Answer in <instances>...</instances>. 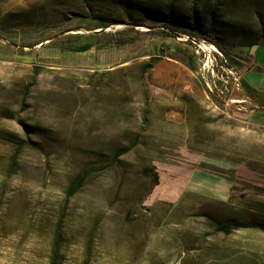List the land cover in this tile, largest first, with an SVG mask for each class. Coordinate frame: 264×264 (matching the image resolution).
Wrapping results in <instances>:
<instances>
[{
  "label": "rangeland",
  "instance_id": "rangeland-1",
  "mask_svg": "<svg viewBox=\"0 0 264 264\" xmlns=\"http://www.w3.org/2000/svg\"><path fill=\"white\" fill-rule=\"evenodd\" d=\"M170 8L191 44L144 17ZM253 58L264 0H0V264H50L56 237L57 264H264L263 231L214 225L264 223ZM193 170L229 199L186 191Z\"/></svg>",
  "mask_w": 264,
  "mask_h": 264
},
{
  "label": "trees",
  "instance_id": "trees-1",
  "mask_svg": "<svg viewBox=\"0 0 264 264\" xmlns=\"http://www.w3.org/2000/svg\"><path fill=\"white\" fill-rule=\"evenodd\" d=\"M202 15L205 19H207L208 22L210 20V24L215 20V10L214 9L210 11L206 9ZM176 16H177L176 12H174L170 8L166 16L164 14L162 16L159 15L158 12L155 10L153 14L144 16V17H147L148 19H154L161 23L162 22L166 23V24H163V28L166 29L169 34L177 35V33H180L181 35L188 36L189 38L188 43L191 44L192 41L196 38L193 36L192 32L177 27L176 19L178 18H175ZM200 17L201 16L196 12L193 15L192 30L195 31V33H197V31L199 30ZM135 26L147 27L148 29L153 28L149 24H143L142 22H139V24H135ZM242 88L246 92L248 99L254 96L252 91H255V90L252 87H249L245 82L242 83ZM254 97L257 98V96H254ZM90 174L91 172L89 170H84L72 180V182L70 183L68 187L67 193H66L67 200L74 197L83 188ZM214 225L218 232L225 233V234H230L232 231L238 230V229H259L264 232V223L256 222V221L243 223V222H238L235 220H225V221H215ZM59 245H60V237L58 238L56 237L53 248H52V252H51L50 264H57L58 256H59Z\"/></svg>",
  "mask_w": 264,
  "mask_h": 264
},
{
  "label": "crops",
  "instance_id": "crops-1",
  "mask_svg": "<svg viewBox=\"0 0 264 264\" xmlns=\"http://www.w3.org/2000/svg\"><path fill=\"white\" fill-rule=\"evenodd\" d=\"M93 50H94V46L92 44H87V43H84L82 45H71L68 47V53L69 52L86 53V52H91ZM254 50L255 48L253 47L252 51ZM253 62H254L253 69L249 70L247 73L256 70L264 71V67L258 63L257 58H253ZM245 80L246 79H244V82L249 87H252ZM252 92L254 96L260 95V93L257 92L256 90ZM232 187H233L232 182L228 178L201 170L191 171V173L188 175L187 180L185 181L186 191L192 194H197L220 202H225L229 199L231 195Z\"/></svg>",
  "mask_w": 264,
  "mask_h": 264
}]
</instances>
